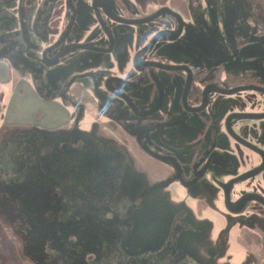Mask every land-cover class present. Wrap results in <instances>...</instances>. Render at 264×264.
I'll list each match as a JSON object with an SVG mask.
<instances>
[{
    "label": "flooded vegetation",
    "instance_id": "obj_1",
    "mask_svg": "<svg viewBox=\"0 0 264 264\" xmlns=\"http://www.w3.org/2000/svg\"><path fill=\"white\" fill-rule=\"evenodd\" d=\"M196 13L195 2L184 13L167 0H0V59L16 57L20 80L31 76L39 95L66 105L60 130L91 119L122 147L128 130L133 171L151 165L156 174L144 189L187 193L195 209L223 206L238 224L264 208V43L252 50L247 33L224 40L200 32ZM236 24L234 15L233 31ZM63 47L78 48L59 55ZM73 61L100 72L44 94L36 77ZM75 85L89 92L86 102L76 101ZM73 133L62 142L82 140H65Z\"/></svg>",
    "mask_w": 264,
    "mask_h": 264
},
{
    "label": "rangeland",
    "instance_id": "obj_2",
    "mask_svg": "<svg viewBox=\"0 0 264 264\" xmlns=\"http://www.w3.org/2000/svg\"><path fill=\"white\" fill-rule=\"evenodd\" d=\"M194 2L201 17L196 19L200 32L224 40L247 33L249 45H255L248 46L252 50L264 43V36L259 40L264 34V0H167L184 13ZM234 15L238 18L233 31ZM199 40L203 41L200 36ZM13 60L9 64L17 82L25 74L20 75L16 57ZM95 71L100 72L80 70L73 61L51 67L35 81L48 95L46 90L60 82ZM0 98L6 105L2 92ZM83 123L79 119L75 127L72 119L71 127L55 133L39 127L0 132V264H264V208L245 211L239 216L244 221L234 224L223 206L216 211L195 209V198L187 193L171 195L172 190H163L160 184L144 189L146 179L156 174L147 169L151 165L133 171L128 160L129 131L124 132L122 147L105 130L97 134L91 119ZM16 130L23 134L16 136ZM69 131L74 133L65 140L74 141L75 134L82 140L62 142L63 133ZM25 164L30 165V178L36 180L34 187L40 190L46 177L47 192L57 193L60 209L64 207L68 215L66 230H60L63 239L55 231L54 214L50 219L38 217L37 207L23 201L22 193L15 199L9 195L14 188L21 190L19 166ZM155 169L163 172L159 166Z\"/></svg>",
    "mask_w": 264,
    "mask_h": 264
},
{
    "label": "crops",
    "instance_id": "obj_3",
    "mask_svg": "<svg viewBox=\"0 0 264 264\" xmlns=\"http://www.w3.org/2000/svg\"><path fill=\"white\" fill-rule=\"evenodd\" d=\"M11 78L14 86L6 107L5 126H32L53 131L69 124L70 113L64 103L42 98L29 79L18 78L16 82L11 65L6 61H0V91L5 89L3 87ZM10 86L7 85L9 88Z\"/></svg>",
    "mask_w": 264,
    "mask_h": 264
},
{
    "label": "trees",
    "instance_id": "obj_4",
    "mask_svg": "<svg viewBox=\"0 0 264 264\" xmlns=\"http://www.w3.org/2000/svg\"><path fill=\"white\" fill-rule=\"evenodd\" d=\"M0 61H2L0 59ZM6 86H4L2 93L4 96H6L7 102L5 101L6 105L3 104L1 98H0V132L2 131V129H7V128H21V127H10V126H5L4 125V121H5V112H6V107L10 101L11 98V94H12V89H13V79L11 78L8 83L5 84ZM7 85H11L10 88L7 87ZM73 88H76L77 90V102H86L88 99H85V97H91L89 92L82 86L80 85H75L73 86ZM65 90V89H64ZM0 91V93H1ZM40 96L44 99H48L46 96H43L40 94ZM20 134H23L21 132H19L18 130L15 131V135L18 136ZM24 137H26L24 135ZM25 139V138H24ZM27 139V138H26ZM30 140V139H27ZM45 152L46 149H45ZM46 157L43 156L44 159V167L47 170V160L45 159ZM13 164V163H10ZM19 170L20 173L22 174L23 178H22V186H21V190L18 189H12L11 191H9V195L14 198V195L17 193H22V198L23 201L27 202L28 204L31 203L32 205L37 207V211L40 213L38 214L36 212V214L38 215H44L47 217L48 215V219L51 218V216L54 214V218L57 224V227H55V231L58 232L60 234V238L63 239L65 234H63L62 232H60V230L65 231L67 228V219H68V215H66V211L64 209V207L62 209H60V205L61 202L60 200H58L57 197V193L52 194L47 192L48 189V180L46 179V177H44V180L42 182V186L41 189L38 190L37 187H34V185L36 184V180H32L29 176V172L30 170V165H20L19 166ZM10 185L12 184L11 181H7ZM29 206V205H28ZM33 218V216H31ZM45 217V218H46ZM31 219V218H30ZM67 223V225H66Z\"/></svg>",
    "mask_w": 264,
    "mask_h": 264
},
{
    "label": "water",
    "instance_id": "obj_5",
    "mask_svg": "<svg viewBox=\"0 0 264 264\" xmlns=\"http://www.w3.org/2000/svg\"><path fill=\"white\" fill-rule=\"evenodd\" d=\"M72 48H78V47H63L62 48V50L60 51V54L59 55H62V54H64V52H66L67 50H69V49H72ZM79 48H83V47H79ZM54 63V62H53ZM53 63H51V64H53ZM264 166V165H263ZM262 200H263V202H264V198L263 197H260Z\"/></svg>",
    "mask_w": 264,
    "mask_h": 264
}]
</instances>
